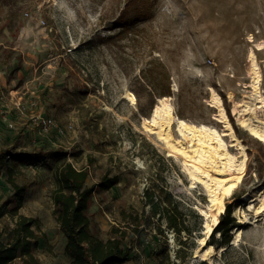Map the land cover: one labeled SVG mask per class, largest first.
I'll return each mask as SVG.
<instances>
[{
  "label": "rangeland",
  "instance_id": "1",
  "mask_svg": "<svg viewBox=\"0 0 264 264\" xmlns=\"http://www.w3.org/2000/svg\"><path fill=\"white\" fill-rule=\"evenodd\" d=\"M124 3L0 0V151L8 150L9 160L13 154H39L16 176L26 188L17 216L11 212L15 190L6 167H0V207L8 211L0 215L3 241L12 242L20 215L34 218L39 264H71L53 195L59 171L72 163L89 171L86 185L95 187L87 212L92 233L106 241L115 228L128 231L123 247L132 252L125 264H211L197 255L207 237L210 220L203 210L212 205L210 199L202 185L192 187L182 162L145 131L142 116H150L170 86L166 96L177 116L222 133L225 126L210 104L213 88L248 158L242 182L225 204L226 210L228 203H240L232 217L243 230L241 242L233 244L236 227L212 264H264V217L247 222L264 197L252 208L245 199L264 189V144L244 128L236 107L252 95L251 51L264 97V48L257 47H264V0H158L151 18L123 32L116 21ZM127 92L137 97L136 104L125 98ZM257 120L264 121L263 109ZM224 140L232 154L241 155L228 136ZM105 177L118 182L101 191L96 187ZM147 193H154L155 201L159 193L170 195L172 204H163L153 217ZM173 211L181 232L168 220ZM135 216L141 234L133 231ZM216 226L207 245L221 241L213 234Z\"/></svg>",
  "mask_w": 264,
  "mask_h": 264
},
{
  "label": "trees",
  "instance_id": "2",
  "mask_svg": "<svg viewBox=\"0 0 264 264\" xmlns=\"http://www.w3.org/2000/svg\"><path fill=\"white\" fill-rule=\"evenodd\" d=\"M157 2L158 0H125L116 25L122 28L123 32L128 31L135 22L151 18L154 15ZM161 95H171L170 86L163 89ZM10 154L8 150L0 151V167H6L8 182L15 190L17 205L11 212L17 216L18 210L24 203L26 188L17 184L16 176L21 165L37 162L39 154H13L12 159L9 160ZM88 178L89 171L87 169L79 170L72 163H66L57 177L59 188L53 195V201L59 210L57 219L60 231L66 238L64 253L70 259L71 264H125L131 260L132 252L131 249L123 247L124 240L128 236L127 230L115 228L113 230L114 237L106 241L91 231V220L87 212L95 187H87ZM117 182V177H105L96 188L101 191L109 190ZM153 196L154 193H147V201L152 205L154 217L158 215L163 204L171 206L172 200L171 196H167L165 193H159L157 201ZM238 205H240L239 202L228 203L224 214L220 217V222L213 234L219 233L221 241L214 240L211 243L217 249L227 247L232 241L230 232L238 226L232 213ZM6 212L8 211L0 207V215H4ZM133 218L137 221L133 225V231L141 234L143 232V229H139L142 225L139 224L141 221L138 216ZM177 219V212L168 213L171 226L181 232ZM36 225V219L20 215L16 227L12 231L13 240L11 243L3 241L4 231L0 229V264H13L18 259L22 260L23 264H39L33 253V248L39 243L33 229Z\"/></svg>",
  "mask_w": 264,
  "mask_h": 264
},
{
  "label": "bare ground",
  "instance_id": "3",
  "mask_svg": "<svg viewBox=\"0 0 264 264\" xmlns=\"http://www.w3.org/2000/svg\"><path fill=\"white\" fill-rule=\"evenodd\" d=\"M258 49H263V43L258 44ZM249 73L252 81V95L246 97L243 103H236L241 108L240 117L242 125L254 138L264 144V121L257 120V110L264 111V97L260 92L261 71L257 56L251 51L248 57ZM212 96L210 104L217 109L215 118L223 123L225 129L221 133L217 128L196 124L180 118L176 115L171 97H161L152 109L150 116H142L143 128L150 134H155L162 142L169 154L182 162L184 171L192 181V187L202 185L205 189L211 206L203 210L210 222L207 223V237L202 239V250L197 255L203 259L213 262V257L222 255L226 247L214 249L207 245L208 235L213 228L219 224L220 215L225 212L226 199L231 197L247 170V146L241 141L232 126L222 97L211 88ZM125 98L132 104L137 103V97L132 92H127ZM228 136L232 143L240 150L241 155L235 156L228 148L224 140ZM264 197V189L258 191L254 196L246 195L250 208L253 207L258 197ZM239 212L242 211L240 208ZM264 217V198L262 204L257 208L256 215L247 218V222L255 224ZM236 237L233 244L241 242L243 230L236 229ZM206 248V250H204Z\"/></svg>",
  "mask_w": 264,
  "mask_h": 264
},
{
  "label": "built area",
  "instance_id": "4",
  "mask_svg": "<svg viewBox=\"0 0 264 264\" xmlns=\"http://www.w3.org/2000/svg\"><path fill=\"white\" fill-rule=\"evenodd\" d=\"M0 144H1V139H0Z\"/></svg>",
  "mask_w": 264,
  "mask_h": 264
}]
</instances>
